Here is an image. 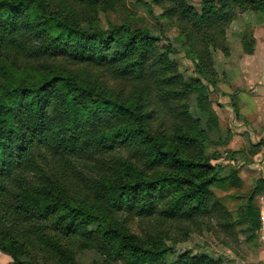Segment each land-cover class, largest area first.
<instances>
[{
	"label": "trees",
	"instance_id": "1",
	"mask_svg": "<svg viewBox=\"0 0 264 264\" xmlns=\"http://www.w3.org/2000/svg\"><path fill=\"white\" fill-rule=\"evenodd\" d=\"M236 1L264 14V0ZM140 3L149 14L162 9L158 29L131 17L104 28L97 13L107 0H0V252L10 264H78L75 253L88 249L125 264H221L174 255L129 221L235 224L212 188L238 178L187 152L205 139L204 128L174 136L153 127L159 105L183 121L208 111L205 86L169 61L160 21L191 26L182 46L215 86L208 47H223L230 17L219 0H201L200 13L187 0ZM248 39L245 32L241 44L251 54ZM129 83L150 84V92L127 97ZM189 99L194 104H182ZM253 195L236 224L247 219L256 237Z\"/></svg>",
	"mask_w": 264,
	"mask_h": 264
},
{
	"label": "rangeland",
	"instance_id": "2",
	"mask_svg": "<svg viewBox=\"0 0 264 264\" xmlns=\"http://www.w3.org/2000/svg\"><path fill=\"white\" fill-rule=\"evenodd\" d=\"M219 1L224 4L230 22L223 35V47L227 51L223 47H208L213 62L215 86L207 84L197 73L182 46L185 43L183 30L191 26L176 19L160 21L162 31L158 33L162 43L171 44L173 49L167 54L169 61L177 65L178 73L183 78L196 80L205 86L207 103L204 109L208 111L200 120L183 121L180 117L169 116L166 108L159 105L156 107L158 116L153 127L174 136L178 134V129L192 131L197 126L204 128L205 139L198 137V145L188 147L187 152L196 160L208 158L211 164H222L224 172L221 176L238 178L240 184H221V188H212L215 197L219 198L235 224L226 228L224 223L227 219L216 217L192 224L176 221L169 225L156 218L133 217L129 223L132 231L142 238H160L164 245L173 250L174 255H201L219 260L221 264H264L258 231L255 237L247 219L236 224V220L241 218V210L248 204L250 193L254 191L250 205L257 210L258 199L264 195V96L258 97L263 102L254 103L258 92L255 90L259 86L263 88L264 84V14H254L236 0ZM140 2L150 5V0H107V5L98 11L97 20L107 28L109 24H120L131 17L136 25L157 28L156 17L162 9L152 6L149 14L146 6ZM187 5L197 13L202 10L201 0H187ZM245 32L250 38L251 54H247L241 44ZM165 50L162 49L163 52ZM258 72H261L260 78ZM141 90L150 92V84L145 87L144 84L129 83L126 96L131 97ZM185 103L194 104L190 99L182 101V104ZM74 257L78 264H125L109 257L103 250L78 251ZM11 262L10 256L0 252V264ZM44 264L56 262L51 260Z\"/></svg>",
	"mask_w": 264,
	"mask_h": 264
},
{
	"label": "built area",
	"instance_id": "3",
	"mask_svg": "<svg viewBox=\"0 0 264 264\" xmlns=\"http://www.w3.org/2000/svg\"><path fill=\"white\" fill-rule=\"evenodd\" d=\"M258 216H259V229L258 237L260 239L262 251L264 253V195L259 197Z\"/></svg>",
	"mask_w": 264,
	"mask_h": 264
},
{
	"label": "crops",
	"instance_id": "4",
	"mask_svg": "<svg viewBox=\"0 0 264 264\" xmlns=\"http://www.w3.org/2000/svg\"><path fill=\"white\" fill-rule=\"evenodd\" d=\"M255 72V71H254ZM263 76H264V74H262ZM259 78L261 77V72H258V75H257ZM262 76V77H263ZM262 81V80H261ZM263 81H264V79H263ZM263 86V88H261L260 86L259 87H257L258 88V90H255L256 92H257V95H255V96H257V98L255 99V101H254V103L256 104V103H260L261 101L263 102V100H260V99H258V97H260V96H264V84L262 85ZM255 92V93H256ZM264 104V103H263Z\"/></svg>",
	"mask_w": 264,
	"mask_h": 264
}]
</instances>
